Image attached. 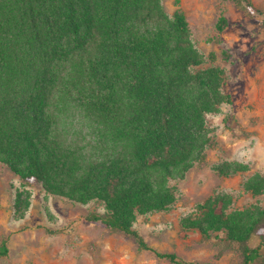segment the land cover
<instances>
[{"label": "trees", "instance_id": "obj_1", "mask_svg": "<svg viewBox=\"0 0 264 264\" xmlns=\"http://www.w3.org/2000/svg\"><path fill=\"white\" fill-rule=\"evenodd\" d=\"M217 60L195 47L181 7L169 15L164 0H0V164L20 180L16 218L40 183L52 197L102 205L86 221L141 252L210 264L158 252L134 224L169 212L179 199L172 182L208 165L217 143L207 117L232 103ZM213 171L231 178L249 166L230 161ZM243 187L262 196L264 174ZM193 230L219 241L216 259L234 251L238 264H264V205L239 209L230 195L211 196L182 220L184 236ZM7 244L0 240L2 257Z\"/></svg>", "mask_w": 264, "mask_h": 264}, {"label": "rangeland", "instance_id": "obj_2", "mask_svg": "<svg viewBox=\"0 0 264 264\" xmlns=\"http://www.w3.org/2000/svg\"><path fill=\"white\" fill-rule=\"evenodd\" d=\"M176 1L164 0L167 12L172 15L181 7L195 47L206 57L216 54L215 65L226 73L223 92L232 97V103L207 117L217 143L207 153L208 165L172 182L179 199L169 212L138 216L134 227L160 253H175L186 262L238 264L234 251L216 259L221 247L215 238L204 240L197 230L184 236L181 222L214 195L232 196L234 208L264 205V194L254 197L243 187L249 177L264 174V25L260 13L264 0H249L255 9L251 13L243 0H178L179 6ZM221 18L226 20L222 32L218 30ZM230 161L247 164L249 171L231 178L213 171L214 166ZM19 187V178L0 164V240H8L9 251L0 256V264H171L153 252L139 251L125 235L87 222L90 212H104L102 205L95 201L75 205L52 197L40 183L32 186L31 207L18 220L14 201Z\"/></svg>", "mask_w": 264, "mask_h": 264}]
</instances>
